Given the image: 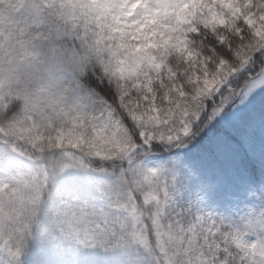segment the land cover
Returning a JSON list of instances; mask_svg holds the SVG:
<instances>
[{
  "label": "snow or ice",
  "instance_id": "snow-or-ice-1",
  "mask_svg": "<svg viewBox=\"0 0 264 264\" xmlns=\"http://www.w3.org/2000/svg\"><path fill=\"white\" fill-rule=\"evenodd\" d=\"M99 4L89 14L92 0H25L27 39L0 36V264H25V229L17 209L5 207L19 181L37 176L47 186L78 170L92 173L79 186L105 196L109 208L103 226L80 241L78 226L94 215L80 207L68 236L83 246L130 249L124 264H264V212L234 230L212 213L179 209L176 174L145 166L159 145H187L233 98L257 84L264 91V0ZM24 142L30 152L20 150ZM232 150L217 140L205 159L220 163ZM129 211L127 225L108 219Z\"/></svg>",
  "mask_w": 264,
  "mask_h": 264
},
{
  "label": "trees",
  "instance_id": "trees-1",
  "mask_svg": "<svg viewBox=\"0 0 264 264\" xmlns=\"http://www.w3.org/2000/svg\"><path fill=\"white\" fill-rule=\"evenodd\" d=\"M214 99L219 103L218 94ZM240 102V97L230 100L222 116L231 113ZM206 123H210L208 128L196 132L187 145L179 148L159 145L151 154L168 163L166 178L176 174L173 195L177 208L192 207L194 212L212 213L225 219V223L231 224L235 230L264 212V93L257 97L238 126H228L218 116ZM217 140L227 141L233 150L225 161L210 165L205 154L209 145ZM97 145L100 152L114 150L108 144ZM20 150L30 152L32 149L20 144ZM181 159L183 165L173 168V162ZM189 169L197 173L195 179ZM90 175L92 173L81 170L74 176L66 174L54 181L49 180L47 186L42 180V198L40 194L39 200L32 199L30 189L17 186L15 199L5 207L17 209L19 226L25 229L24 234L29 241L24 250L25 264H124L127 260L130 249L106 250L99 245L83 246L68 236L69 225L80 214V207H86L89 214L94 213L86 216L85 222L78 226L80 241L90 240L91 229L103 226L104 219L100 213L109 212L105 196L79 186ZM104 187L105 191H110L108 185ZM196 201L200 202L198 208L194 207ZM69 204L73 206L69 207ZM33 213L37 214V219L28 232V220ZM132 215L131 211L125 215L112 212L108 219L114 225H127ZM252 242L255 243V239ZM249 259H259V255ZM145 261L151 264L147 258Z\"/></svg>",
  "mask_w": 264,
  "mask_h": 264
},
{
  "label": "rangeland",
  "instance_id": "rangeland-1",
  "mask_svg": "<svg viewBox=\"0 0 264 264\" xmlns=\"http://www.w3.org/2000/svg\"><path fill=\"white\" fill-rule=\"evenodd\" d=\"M92 2L93 4L97 5V7L92 9L89 14H91V12H98L103 9L104 6L102 4H99V0H92ZM80 11L85 10L81 9ZM27 12L28 9L25 7V0H2V2H0V36H4L7 33L10 34V38L14 37L16 40L27 39V36H22L21 34V28L24 24ZM33 43H35L38 47H42L45 50L47 49V44L43 40H36L33 41ZM263 93L264 91H261L260 85L257 84L255 88H253L245 96L240 98L241 102L238 104L237 107L234 108L231 113L224 115L225 117L222 116V112L227 107L224 106L223 111L220 112L218 117L222 118V120L228 126H238L241 123L243 117L246 115V113L252 109L257 97ZM21 144L28 145L26 142ZM94 149L100 152V148L98 145H95ZM26 152L28 151L26 150ZM77 155H82V153L78 152ZM167 164L168 163L166 161H163L161 157L152 154L145 161L146 167L157 168L161 170L164 175L167 170ZM22 167L27 169L29 167V162L25 160L22 164ZM80 171L81 170L71 171L68 173V175L74 176L79 174ZM42 180V177L37 176L25 177L19 181L17 186L26 187L30 189L32 191V199L39 200L42 189ZM165 239H168V237H165Z\"/></svg>",
  "mask_w": 264,
  "mask_h": 264
}]
</instances>
